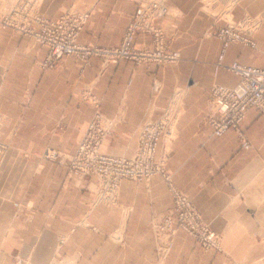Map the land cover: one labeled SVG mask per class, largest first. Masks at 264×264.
Masks as SVG:
<instances>
[{
  "label": "crops",
  "instance_id": "1",
  "mask_svg": "<svg viewBox=\"0 0 264 264\" xmlns=\"http://www.w3.org/2000/svg\"><path fill=\"white\" fill-rule=\"evenodd\" d=\"M81 1L91 6L80 40L103 48L119 44L138 11L136 0ZM209 1H165L171 15L157 23L181 52L178 66L123 60L102 68L96 57L87 64L68 57L42 70L37 62L45 47L0 29V141L9 148L0 156V264H156L151 215L171 207L159 175L148 183L122 181L117 206L89 209L94 178L77 179L65 165L41 157L45 147L76 152L95 110L81 100L87 86L115 121L106 138L114 147L130 145L144 117L159 119L171 106L178 115L175 138L160 140L156 159L221 234V252L205 253L178 234L163 264H264V113L246 111L239 127L246 149L233 130L216 137L207 124L210 86L233 88L239 79L222 68L213 76L221 43L202 38L214 22ZM230 13L264 15V0H237ZM136 40L149 44L150 36ZM257 41L255 52L230 45L222 65L264 66V25ZM154 81L162 82L155 96Z\"/></svg>",
  "mask_w": 264,
  "mask_h": 264
},
{
  "label": "rangeland",
  "instance_id": "2",
  "mask_svg": "<svg viewBox=\"0 0 264 264\" xmlns=\"http://www.w3.org/2000/svg\"><path fill=\"white\" fill-rule=\"evenodd\" d=\"M60 1L0 0V29H9L23 37H29L35 44L47 49L46 57L37 62L38 67L42 70L52 68L54 63L65 60L68 57H75L85 64L88 63L89 58L96 57L99 58L102 68L123 60L133 62L135 66L148 64L178 66L181 59V52L172 47L173 39L167 37L161 23H157L158 20L171 15L169 7L165 2L166 0H136L138 5L137 13L130 17L119 44L111 48L98 47L80 40V36L88 22L91 4L81 0H71L66 4H61ZM222 1L211 0L207 3V10L214 16V22L208 27L202 37L212 38L217 40L219 44L221 43V54L218 56L213 68L214 78H216L220 68L226 72L233 73L228 70V67L233 63L256 67L252 63L245 65L236 61L229 65H222V60L225 51L230 45L249 49L254 52L257 51V35L264 25V15L262 14L246 16L240 19L233 18L230 12L237 4V0ZM129 33H132V40L130 41V49L132 50L131 57H117L106 53L108 51L110 52V50L121 48ZM146 35L150 36L149 44L137 42V36ZM67 43L76 44L80 48L90 50V52L88 54L63 55L57 59L53 58L52 49L57 44ZM144 55L149 57H144ZM161 83V81L153 82L152 91L154 96L160 91ZM217 86L220 85L213 83L208 90L210 105L206 118L207 124L209 118L215 112V103L212 99L211 91ZM81 100L92 104L95 110L86 130L78 136L77 149L81 139L89 132L90 125L95 124L97 128L93 132L94 140L91 145L92 149L116 162H125L122 170H126L127 172L139 171L137 176L127 175L116 177L117 168L113 166H111L112 168L109 167L111 169L104 177L100 178L95 174L86 175L73 166L77 149L74 154L70 155L65 151L45 147L41 152L42 159L65 165L68 168L69 174L75 176L77 179L85 177L94 178L91 185L92 196L85 199L89 209H93L98 205H103L107 208L117 206L122 181L130 180L133 182L148 183L153 177L159 175L171 196V207L166 213H153L151 215L150 231L154 238L156 264H163L169 257L174 238L178 234H184L192 238L205 253L210 250L221 252V234L203 219L202 214L193 204L189 196L174 185L172 173L166 169L165 161L156 159V151L160 140L166 139L169 142L175 138V126L178 115L175 113L174 106L166 108L159 119L153 120L148 116L144 117L137 126L135 137L131 144L114 147L109 145L106 138L113 131L115 121L109 120L103 115L100 109V101L92 95V87L87 86L81 90ZM159 122H165V124L169 125L168 129H165V132L159 137L154 154L150 160H144L140 162V165H136V162L132 160L138 154L139 150H141L139 139L143 127L148 123ZM233 131L238 138L242 139L243 135L239 128ZM242 141H244L241 145L242 148H248V142L245 139H242ZM8 149V146L0 141L1 157L7 153ZM89 154L92 155L93 151H90ZM131 161L134 162L133 165L130 163ZM82 163H85V160ZM115 241L123 244L122 240L117 237ZM16 263L23 264L24 262L22 259H18Z\"/></svg>",
  "mask_w": 264,
  "mask_h": 264
},
{
  "label": "built area",
  "instance_id": "3",
  "mask_svg": "<svg viewBox=\"0 0 264 264\" xmlns=\"http://www.w3.org/2000/svg\"><path fill=\"white\" fill-rule=\"evenodd\" d=\"M131 40L132 33H129L121 48L113 49L106 53L117 57H131ZM248 43L250 44V42ZM89 52L90 50L80 48L76 44H57L52 49V57L57 59L63 55H80L83 53L88 54ZM144 57L149 56L144 55ZM228 70L239 77L236 86L233 88L217 86L211 91V96L215 103V112L209 118L208 124L213 129V135L216 137H221L228 130H238L248 109L254 108L264 113V66L250 67L233 63L228 67ZM168 127L169 125L165 124V122L148 123L143 127L139 139L141 150H139L132 160L136 162V165H140V162L144 160H150L154 154L159 137ZM95 128H97L95 124L90 125L89 132L81 139L74 160V168L81 170L86 175L95 174L101 178L113 166L117 168L116 177L137 176L139 171L127 172L126 170H122L125 162H116L92 149L91 145L94 140L93 132ZM90 151H93L92 155L89 154ZM84 160L85 163H82ZM132 161L130 163L133 165L134 162Z\"/></svg>",
  "mask_w": 264,
  "mask_h": 264
}]
</instances>
